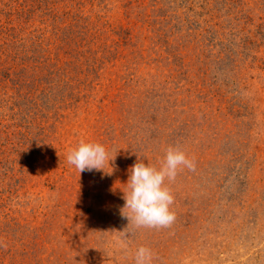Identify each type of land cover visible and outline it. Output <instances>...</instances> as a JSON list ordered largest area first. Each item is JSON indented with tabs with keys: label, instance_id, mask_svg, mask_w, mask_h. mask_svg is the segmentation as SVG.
I'll return each mask as SVG.
<instances>
[{
	"label": "rangeland",
	"instance_id": "374dc122",
	"mask_svg": "<svg viewBox=\"0 0 264 264\" xmlns=\"http://www.w3.org/2000/svg\"><path fill=\"white\" fill-rule=\"evenodd\" d=\"M102 144L104 170L67 154ZM176 219L135 227L167 149ZM123 209V210H122ZM264 264V0H0V264Z\"/></svg>",
	"mask_w": 264,
	"mask_h": 264
},
{
	"label": "clouds",
	"instance_id": "9594fccd",
	"mask_svg": "<svg viewBox=\"0 0 264 264\" xmlns=\"http://www.w3.org/2000/svg\"><path fill=\"white\" fill-rule=\"evenodd\" d=\"M111 160L106 148L100 143L85 142L79 144L67 154V162L74 165L79 174L92 170H104V164ZM110 164V163H109ZM182 168L195 170V161L178 147L167 149L164 161L159 169L145 164L139 158L130 168V176L126 183L128 191L124 192L125 205L128 213L122 214L135 227L166 228L170 227L176 214L170 209L174 203L171 189L165 180L174 181ZM122 209V210H123ZM151 249L140 246L135 253V264H151Z\"/></svg>",
	"mask_w": 264,
	"mask_h": 264
}]
</instances>
